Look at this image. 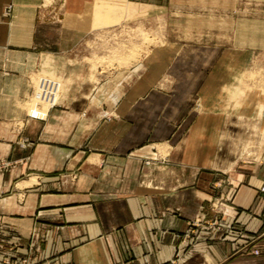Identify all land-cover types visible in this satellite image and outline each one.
Listing matches in <instances>:
<instances>
[{"label":"crops","instance_id":"1","mask_svg":"<svg viewBox=\"0 0 264 264\" xmlns=\"http://www.w3.org/2000/svg\"><path fill=\"white\" fill-rule=\"evenodd\" d=\"M41 2L0 0V161L10 163L0 171V264H264V145L259 159L235 166L228 101H215L227 111L202 112L186 135L193 116L171 121L159 111H149L147 125L109 117L91 128L84 114L81 129L75 100L45 121L29 116L41 89L31 77V61L43 55ZM67 7L87 12V0ZM194 126L195 145L179 149ZM26 138L33 146L19 144ZM159 145L169 148L167 161H156ZM221 192L235 205L223 220L255 236L260 255L205 226L219 218L204 204Z\"/></svg>","mask_w":264,"mask_h":264},{"label":"rangeland","instance_id":"2","mask_svg":"<svg viewBox=\"0 0 264 264\" xmlns=\"http://www.w3.org/2000/svg\"><path fill=\"white\" fill-rule=\"evenodd\" d=\"M41 3L36 50L43 55L36 65L31 61V77L34 89L44 90L33 92L29 116L45 121L53 109L75 100L81 129L84 114L91 128L100 118L109 117L147 125L149 111H159L156 116L171 121L193 116L182 132L186 135L202 112L227 111L215 107L221 98V103L229 102L224 106L234 119L226 136L232 137L234 130L240 147L235 166L260 158L264 0H87V12L76 13L67 9L69 0ZM52 6L56 10L49 12ZM41 93L43 101L34 100ZM150 95L157 100L154 108L148 107ZM160 104L164 108L159 109ZM196 133L194 126L179 149L195 145ZM19 144L26 148L34 142L26 138ZM158 147L156 161H167L169 148ZM9 165L0 161V171ZM260 191L264 202V186ZM231 197L221 192L207 200L204 212L219 219H207L205 226L225 229L234 244L260 255L255 236L248 235L236 220H223L235 209ZM262 218L264 222V204Z\"/></svg>","mask_w":264,"mask_h":264}]
</instances>
